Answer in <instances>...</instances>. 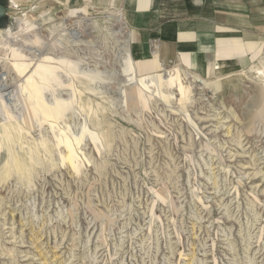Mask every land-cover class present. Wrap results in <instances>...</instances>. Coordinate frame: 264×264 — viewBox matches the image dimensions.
Instances as JSON below:
<instances>
[{
	"label": "rangeland",
	"instance_id": "obj_1",
	"mask_svg": "<svg viewBox=\"0 0 264 264\" xmlns=\"http://www.w3.org/2000/svg\"><path fill=\"white\" fill-rule=\"evenodd\" d=\"M225 1L0 0V264H264V57L149 73L132 38Z\"/></svg>",
	"mask_w": 264,
	"mask_h": 264
},
{
	"label": "crops",
	"instance_id": "obj_2",
	"mask_svg": "<svg viewBox=\"0 0 264 264\" xmlns=\"http://www.w3.org/2000/svg\"><path fill=\"white\" fill-rule=\"evenodd\" d=\"M147 7L132 20L133 41L151 54L145 72L179 59L201 73L248 71L264 57V0L198 3L177 14Z\"/></svg>",
	"mask_w": 264,
	"mask_h": 264
},
{
	"label": "bare ground",
	"instance_id": "obj_3",
	"mask_svg": "<svg viewBox=\"0 0 264 264\" xmlns=\"http://www.w3.org/2000/svg\"><path fill=\"white\" fill-rule=\"evenodd\" d=\"M6 14H8L10 16L18 15V14H20V10H17V9H14V8L10 7L9 3H8L7 6H3L2 4H0V21L2 20V18ZM0 88H1V91L5 92L6 96L10 95L9 93H7L10 90V88H11L10 84L3 83Z\"/></svg>",
	"mask_w": 264,
	"mask_h": 264
}]
</instances>
